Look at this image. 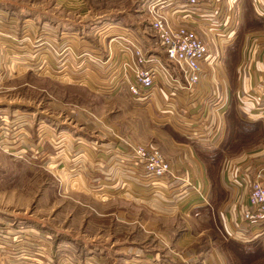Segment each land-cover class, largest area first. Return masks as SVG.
Here are the masks:
<instances>
[{
    "label": "rangeland",
    "instance_id": "obj_1",
    "mask_svg": "<svg viewBox=\"0 0 264 264\" xmlns=\"http://www.w3.org/2000/svg\"><path fill=\"white\" fill-rule=\"evenodd\" d=\"M5 1L0 225L27 235L31 248L24 246L21 258L31 264H264V231L245 242L222 231L220 208L229 192L236 190L244 204L251 178L264 175L247 117L236 113L217 147L198 143L191 131L204 137L211 116L221 126V100L210 88L172 91L176 72L169 64L170 76H162L151 99L129 94L131 46L163 61L149 33L146 0ZM213 1L206 17L210 42L217 41L227 8ZM11 9L17 18H10ZM229 12L228 28L237 29L236 5ZM234 59L223 61L216 77L206 67L204 78H220L223 67L235 78ZM237 132L244 134L238 139ZM127 143L155 148L172 164V176L146 179ZM226 159L236 165L232 176ZM240 206L227 210L229 218L235 220ZM45 250L47 257L36 254Z\"/></svg>",
    "mask_w": 264,
    "mask_h": 264
},
{
    "label": "built area",
    "instance_id": "obj_2",
    "mask_svg": "<svg viewBox=\"0 0 264 264\" xmlns=\"http://www.w3.org/2000/svg\"><path fill=\"white\" fill-rule=\"evenodd\" d=\"M202 2L208 0L145 1L151 40L154 48L160 50L163 61L154 62L136 45L129 48L131 62H128L127 69L130 70L131 78L125 79L130 96L136 100L151 99L150 95L154 94V89H158L162 76L169 74L165 68L167 64L176 72V77L169 78L174 84L172 91L176 92L196 86L200 78L206 76L205 68L211 70L205 34L208 35L206 28L211 27L208 24L210 20L206 17H209L207 14L212 11L211 5L214 1L209 0V10L207 9L203 13L204 17L200 18L195 10ZM229 11L228 8L225 9L226 21L222 20L221 24L216 26L220 30L217 40L226 41L228 32L235 30L228 28L231 21ZM196 25H201L200 29ZM222 26L227 27L223 30ZM256 55L264 74V47L258 49ZM165 88L162 87V90L166 91ZM127 146L134 160L143 169L146 179L157 180L172 176L170 163L155 148L129 143ZM236 214L237 217L232 220L229 218V211H224L225 224L222 226L227 238L245 242L264 231V175L256 174L251 178L246 201Z\"/></svg>",
    "mask_w": 264,
    "mask_h": 264
},
{
    "label": "crops",
    "instance_id": "obj_3",
    "mask_svg": "<svg viewBox=\"0 0 264 264\" xmlns=\"http://www.w3.org/2000/svg\"><path fill=\"white\" fill-rule=\"evenodd\" d=\"M208 2H202L195 10V13L200 18L204 17L203 13L208 9ZM222 2L225 3L228 10L231 9L232 5H236L240 24L237 29L228 32L226 35L228 39L226 41L217 40L216 42H210L208 40V35H206L210 54L209 66L214 71V76L216 77V72L219 71L218 67H220L221 64L223 65V61L235 57V65L232 71L235 78H228L226 71L223 69L224 67L218 75L220 78H200L196 85L197 91L199 93H206L209 88L211 89V95L221 100L217 113L222 117L223 112V119L220 126V124H214L216 122L212 120L211 116L209 122L213 124L211 126L208 124L207 132L204 137H201L202 133L200 134L198 130L191 131V134L198 143L212 141L210 146L217 147L227 134L226 130L228 123L224 114H226V112L228 113L229 109H233L235 113L244 114L245 118L247 117V122L255 125L254 132L256 140L253 146L257 147L255 150V157L261 167L257 169L262 170V167H264V74L261 71L256 52L258 49L264 47V0H222ZM5 4H7V1L0 0V37L7 35L3 23L5 21L4 19L7 17L4 13L7 14L9 8H7ZM10 11L12 15L10 18H17L18 15L13 14L12 9ZM196 27L200 29L201 25H196ZM222 27L224 28L223 30H225L227 26ZM214 109L215 108L212 107L211 110L214 111ZM207 136L209 137L207 138ZM249 147L250 143L248 144V148ZM168 162L170 163V161ZM224 162H226L227 176H232L234 174V166L236 165H234L230 159H226ZM170 167L172 170L171 163ZM0 168H3L1 160ZM195 168L198 170V175L201 176L203 174V181L205 180L203 182L204 187L209 190L208 185L210 184L205 173H202L199 168ZM220 179L223 181L222 175H220ZM229 193L230 197L227 198L220 210L227 211L231 209V207L237 209L238 206L243 204V199H240L239 195L236 197L234 194L236 190L230 191ZM2 227L5 229H0V264H31L29 261L21 258L24 246L31 248L30 242L23 240V237H27V235L21 234L24 231L22 229L8 230L7 224L0 225V228ZM31 236L33 237V235ZM47 236L49 235L43 234L42 237L44 241L49 240ZM45 251L44 253L38 251L36 254L41 257H47L50 251Z\"/></svg>",
    "mask_w": 264,
    "mask_h": 264
},
{
    "label": "trees",
    "instance_id": "obj_4",
    "mask_svg": "<svg viewBox=\"0 0 264 264\" xmlns=\"http://www.w3.org/2000/svg\"><path fill=\"white\" fill-rule=\"evenodd\" d=\"M233 44H234V42H233ZM232 44V45H233ZM231 45V46H232ZM225 115V117H226V119H227V123H228V121H230L231 119H232V117L233 116H236V113L233 111V109H229V112L227 113L226 112V114H224ZM249 124V123H248ZM250 126H252L253 128H255V125L254 124H249ZM250 126H249V128H250ZM243 134L244 133H241V132H237V134H236V137L237 138H240V137H242L243 136ZM223 231V230H222ZM224 233V232H223ZM224 235H225V233H224Z\"/></svg>",
    "mask_w": 264,
    "mask_h": 264
}]
</instances>
